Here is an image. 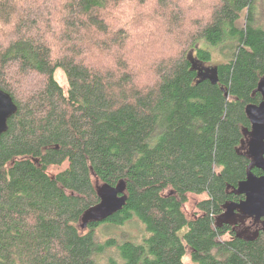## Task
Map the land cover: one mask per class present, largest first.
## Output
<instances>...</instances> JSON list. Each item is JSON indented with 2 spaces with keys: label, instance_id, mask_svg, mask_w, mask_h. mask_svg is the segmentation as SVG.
<instances>
[{
  "label": "trees",
  "instance_id": "16d2710c",
  "mask_svg": "<svg viewBox=\"0 0 264 264\" xmlns=\"http://www.w3.org/2000/svg\"><path fill=\"white\" fill-rule=\"evenodd\" d=\"M259 1L0 0V87L18 107L0 138V264H264L262 221L226 214L245 197L246 107L264 100ZM119 184L122 209L87 218Z\"/></svg>",
  "mask_w": 264,
  "mask_h": 264
},
{
  "label": "water",
  "instance_id": "95a60500",
  "mask_svg": "<svg viewBox=\"0 0 264 264\" xmlns=\"http://www.w3.org/2000/svg\"><path fill=\"white\" fill-rule=\"evenodd\" d=\"M207 77L214 83L217 81L216 69L207 68ZM256 91L264 97V77L261 78ZM13 97L0 87V138L2 133L8 130V120L17 111ZM246 113L251 121V131L248 133L247 154L251 159L248 167L247 177L238 183L234 189L237 194L244 195L240 202H232L227 205L226 214L230 211H238L244 218H255L262 221L264 229V100L259 104H249ZM262 170L261 175H257L253 169ZM122 184L117 187L104 185L100 189L101 200L91 208L85 216L96 220H104L109 215L122 209L126 203L127 196L123 195ZM237 214V213H236ZM232 217V216H231ZM236 222V220H234Z\"/></svg>",
  "mask_w": 264,
  "mask_h": 264
},
{
  "label": "rangeland",
  "instance_id": "374dc122",
  "mask_svg": "<svg viewBox=\"0 0 264 264\" xmlns=\"http://www.w3.org/2000/svg\"><path fill=\"white\" fill-rule=\"evenodd\" d=\"M33 1L42 4V0H29V2L34 3ZM258 9H259L258 15H260L259 18L264 23V0L259 1V8ZM220 60H221V57H219L217 54H214L213 62L214 63H218ZM56 77H57V79L59 80V82L61 83V85L64 88H67L68 87V80H67V78L65 76V73H64V71L62 69H59L57 71ZM202 198L203 197L198 196V195H196V196L195 195H191L190 201L187 204V209L189 211H192L193 208H194V205H195L196 201L197 200H200ZM247 223L248 222H246L242 226H244V227L248 226ZM137 230L138 229L136 228L135 224L133 225V223L132 224L129 223V224L125 225L123 228H116L115 227V228L111 229V228H108V227L103 226V227H101V228H99L97 230V235H98V237L100 239L104 240L110 234H112L111 237L117 236L118 238H120L121 235H123V234H129V233H131V234L135 235V234H137ZM184 262H185V264H191V259H190V255L189 254H187L185 256Z\"/></svg>",
  "mask_w": 264,
  "mask_h": 264
},
{
  "label": "flooded vegetation",
  "instance_id": "af4514ba",
  "mask_svg": "<svg viewBox=\"0 0 264 264\" xmlns=\"http://www.w3.org/2000/svg\"><path fill=\"white\" fill-rule=\"evenodd\" d=\"M263 96V95H262ZM237 213V214H236ZM236 213H233L232 217L236 220V222H241L239 223L240 225L242 224H245V222L249 219V218H244L241 216V213L239 212H236Z\"/></svg>",
  "mask_w": 264,
  "mask_h": 264
}]
</instances>
